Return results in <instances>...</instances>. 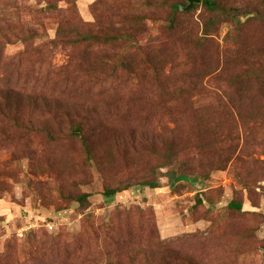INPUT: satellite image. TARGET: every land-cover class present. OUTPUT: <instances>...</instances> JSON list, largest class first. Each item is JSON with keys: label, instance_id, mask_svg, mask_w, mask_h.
I'll use <instances>...</instances> for the list:
<instances>
[{"label": "rangeland", "instance_id": "rangeland-1", "mask_svg": "<svg viewBox=\"0 0 264 264\" xmlns=\"http://www.w3.org/2000/svg\"><path fill=\"white\" fill-rule=\"evenodd\" d=\"M217 1L0 0V264H264V0Z\"/></svg>", "mask_w": 264, "mask_h": 264}, {"label": "trees", "instance_id": "trees-1", "mask_svg": "<svg viewBox=\"0 0 264 264\" xmlns=\"http://www.w3.org/2000/svg\"><path fill=\"white\" fill-rule=\"evenodd\" d=\"M202 2L204 3V5L207 7V9L209 11H217V10H220L222 8V6L219 4V2L217 0H202ZM180 7V4H177V5H173V8L174 10L176 11V9H178ZM222 10V9H221ZM175 13V12H174ZM174 14H172V17H171V20H170V23L168 25L169 28H172L173 25L175 24L174 22L176 21L174 19ZM209 24H211V22H209ZM74 133L76 134H79L80 133V127H75L74 128ZM181 177V178H186V174H181L178 176V178ZM144 185H148L152 188H157L159 187V184L156 182V181H145L143 183ZM119 190L117 188H110L106 191V194L107 196H112L114 194H116ZM88 197V194L87 195H83L81 198L83 199H87ZM200 200V199H199ZM230 206L232 208H235L237 210H242V203L238 202V201H232L230 203Z\"/></svg>", "mask_w": 264, "mask_h": 264}, {"label": "water", "instance_id": "water-1", "mask_svg": "<svg viewBox=\"0 0 264 264\" xmlns=\"http://www.w3.org/2000/svg\"><path fill=\"white\" fill-rule=\"evenodd\" d=\"M189 4L185 7V9H191L195 3H200L202 0H188Z\"/></svg>", "mask_w": 264, "mask_h": 264}]
</instances>
